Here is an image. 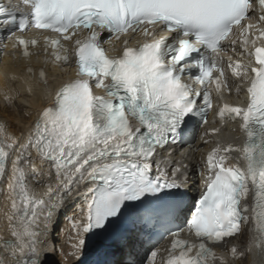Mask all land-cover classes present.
<instances>
[{
  "label": "snow or ice",
  "instance_id": "obj_1",
  "mask_svg": "<svg viewBox=\"0 0 264 264\" xmlns=\"http://www.w3.org/2000/svg\"><path fill=\"white\" fill-rule=\"evenodd\" d=\"M32 29L59 34L44 36L45 53L51 47L54 62L66 65L71 59L75 78L59 87L53 105L43 109L23 142L6 135L0 125V179L7 178L6 219L14 238L0 245L5 253L13 258L19 254L18 264H38L39 237L48 235L79 185L94 184L87 189L86 210L71 221V255L77 258L88 242L104 252L125 234L123 246H129L140 235L163 228L172 240L160 264H212L217 257L209 245L240 234L248 222L244 213L249 206L241 203L250 192L255 247L264 254V46H257L258 41L264 44V0L0 3V47L10 40L13 49L29 57V48L39 43L25 38V30ZM234 29L242 37L238 55L254 56L255 64L228 58L227 68L246 85L248 99L246 107L223 105L217 116L221 122L239 118L245 140L240 147L218 145L208 153L205 190L196 211L186 218V229L172 231L167 225L182 212L179 190L184 182L178 177L187 166L172 168L169 175L157 157L192 135L197 124L207 123L213 85L217 95L231 90L221 54ZM137 36L142 41L130 46ZM60 37L72 47H65ZM113 40L123 47L119 55L109 56L105 45ZM236 44L230 40L234 53ZM40 76L44 80L43 70ZM93 88L104 95H95ZM241 90L238 85L237 94ZM230 152L240 153L244 167L225 166L224 153ZM37 162L49 166V178L54 171L59 185L48 186L47 200L28 184L29 177L42 182ZM40 216L44 231H35ZM182 231L195 241L181 239ZM230 251L234 258L243 255L235 246ZM157 255L151 252L150 264ZM220 261L226 264L222 257Z\"/></svg>",
  "mask_w": 264,
  "mask_h": 264
},
{
  "label": "bare ground",
  "instance_id": "obj_2",
  "mask_svg": "<svg viewBox=\"0 0 264 264\" xmlns=\"http://www.w3.org/2000/svg\"><path fill=\"white\" fill-rule=\"evenodd\" d=\"M30 63L36 67L42 65L34 59ZM26 64V60H15L11 56L5 57L0 62V125H4L6 135L16 138L20 142H23V137L34 126L35 121L49 102L50 86L55 85L64 76L60 69L48 68V71L53 75V80L50 86L44 87L37 83L34 78L25 74L24 67ZM6 96L8 99H5ZM225 130L226 127L222 126L214 135L219 137L220 141H223L227 138ZM3 139L4 137L0 136V140ZM202 145L201 148L205 147L204 143ZM200 156V152L194 153L193 150H182L175 153L162 151L161 156L157 157V160L167 165L169 175L172 168L186 165V168L181 169L182 175H179L178 179L184 182L183 185L189 189L191 194H194L200 179L196 170ZM37 167L44 173L40 177L42 182L34 181L29 177L28 184L32 192L47 200L48 186L51 185L53 189H56L59 185L54 171L51 178H49L48 165L40 166L37 162ZM8 168L10 170V164ZM153 168L155 169V164ZM26 171L28 170L26 169ZM94 187V184H81L77 193L67 198L65 207L54 220L48 235L39 237L37 244L39 250L38 264H81V255L79 258L71 255L73 251L71 245L75 237L71 221L80 217L81 209L86 210L85 206L91 197V193L87 189ZM8 209L7 178H5L0 179V245H3L5 241L14 240L10 235L6 219ZM37 224L39 227L34 225V230L44 231L42 216L38 218ZM134 245L135 241L129 246L121 245L120 252L113 264H126L128 251L132 250ZM232 245L237 248L238 255L240 253H243V255L239 259L230 260L229 264H264L261 253L254 249L248 231L243 234L241 239L233 241ZM249 247H251L250 251L248 250ZM24 251L27 253L29 249L25 248ZM18 258L19 254H17V258H13L0 247V259H3L5 264H18ZM25 259H29V257L26 256Z\"/></svg>",
  "mask_w": 264,
  "mask_h": 264
},
{
  "label": "water",
  "instance_id": "obj_3",
  "mask_svg": "<svg viewBox=\"0 0 264 264\" xmlns=\"http://www.w3.org/2000/svg\"><path fill=\"white\" fill-rule=\"evenodd\" d=\"M93 249H94V251H93ZM93 249H92V251H93L92 257L89 258L85 264H97L96 258L103 253V252L98 251L96 247ZM119 251H120V246H118L116 244H112V246L107 248L104 252H109V253H111L112 257H114L119 253ZM80 263L84 264L83 262H80Z\"/></svg>",
  "mask_w": 264,
  "mask_h": 264
}]
</instances>
